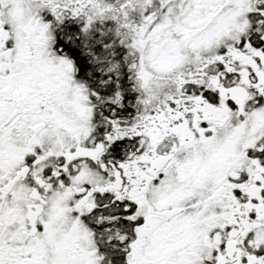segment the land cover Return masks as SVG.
Here are the masks:
<instances>
[{"label":"snow or ice","instance_id":"snow-or-ice-1","mask_svg":"<svg viewBox=\"0 0 264 264\" xmlns=\"http://www.w3.org/2000/svg\"><path fill=\"white\" fill-rule=\"evenodd\" d=\"M0 264H264V0H0Z\"/></svg>","mask_w":264,"mask_h":264}]
</instances>
